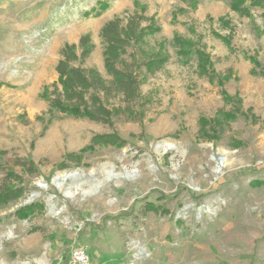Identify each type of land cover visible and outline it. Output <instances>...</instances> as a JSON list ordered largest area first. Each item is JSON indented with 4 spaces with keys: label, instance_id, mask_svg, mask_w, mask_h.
<instances>
[{
    "label": "rangeland",
    "instance_id": "obj_1",
    "mask_svg": "<svg viewBox=\"0 0 264 264\" xmlns=\"http://www.w3.org/2000/svg\"><path fill=\"white\" fill-rule=\"evenodd\" d=\"M98 2L104 12L83 16ZM263 11L241 17L229 0H0V186L24 190L0 206V264H61L72 247L89 264H264ZM140 14L160 31L123 60L166 61L139 69L138 100L112 93L111 125L50 114L40 94L61 46L88 34L94 49L79 65L110 83L100 29ZM110 133L126 145L87 148ZM26 207L33 214L18 218Z\"/></svg>",
    "mask_w": 264,
    "mask_h": 264
},
{
    "label": "trees",
    "instance_id": "obj_2",
    "mask_svg": "<svg viewBox=\"0 0 264 264\" xmlns=\"http://www.w3.org/2000/svg\"><path fill=\"white\" fill-rule=\"evenodd\" d=\"M229 6L239 16L251 17V8L264 10V0H229ZM107 7V3L98 2L95 9L84 12L83 16L98 17ZM133 17L134 15L124 21L121 16H116L100 29L104 66L107 74L112 78L110 83L99 74L88 72L79 65V62L87 58L94 49V44L88 34L82 35L77 44L64 43L61 46L60 58L55 66L56 81L45 86L40 94V97L48 102L50 114L57 112L74 118H85L96 123L111 125L110 112L104 101H109L112 93L122 97L126 102L138 100L139 69L145 66L150 70L160 68L166 59L155 57L150 60L137 61L133 56L129 63L123 60L130 46L139 45L147 37L160 31L153 20H150L148 25L141 26L143 22L148 21L143 14ZM262 18L264 19V11ZM224 99L226 100L227 96H224ZM232 115L229 116L233 118ZM125 145L126 142L117 134L110 133L92 136L87 148L94 146L122 148ZM68 157L73 156L69 154ZM23 193L22 188L0 186V206L20 198ZM33 211L32 207H26L18 210L16 215L24 219L30 217ZM67 262L68 255L64 251L61 264H67Z\"/></svg>",
    "mask_w": 264,
    "mask_h": 264
},
{
    "label": "built area",
    "instance_id": "obj_3",
    "mask_svg": "<svg viewBox=\"0 0 264 264\" xmlns=\"http://www.w3.org/2000/svg\"><path fill=\"white\" fill-rule=\"evenodd\" d=\"M90 256L83 247H72L69 251L67 264H89Z\"/></svg>",
    "mask_w": 264,
    "mask_h": 264
},
{
    "label": "bare ground",
    "instance_id": "obj_4",
    "mask_svg": "<svg viewBox=\"0 0 264 264\" xmlns=\"http://www.w3.org/2000/svg\"><path fill=\"white\" fill-rule=\"evenodd\" d=\"M68 176H63L61 177L60 179H56V183L59 185V183L64 180V179H67ZM63 182V181H62Z\"/></svg>",
    "mask_w": 264,
    "mask_h": 264
}]
</instances>
